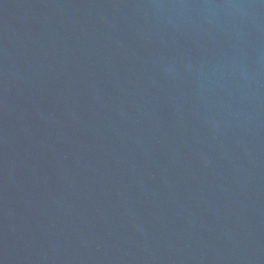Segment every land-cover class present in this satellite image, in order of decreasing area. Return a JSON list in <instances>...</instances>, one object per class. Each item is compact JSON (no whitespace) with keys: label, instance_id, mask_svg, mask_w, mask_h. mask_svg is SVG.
<instances>
[{"label":"water","instance_id":"95a60500","mask_svg":"<svg viewBox=\"0 0 264 264\" xmlns=\"http://www.w3.org/2000/svg\"><path fill=\"white\" fill-rule=\"evenodd\" d=\"M0 264H264V0H0Z\"/></svg>","mask_w":264,"mask_h":264}]
</instances>
